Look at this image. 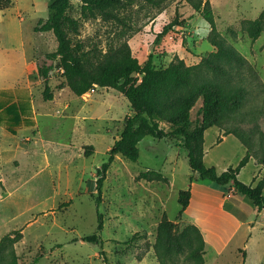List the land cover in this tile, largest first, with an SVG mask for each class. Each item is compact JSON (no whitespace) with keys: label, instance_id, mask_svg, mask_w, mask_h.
I'll use <instances>...</instances> for the list:
<instances>
[{"label":"rangeland","instance_id":"obj_1","mask_svg":"<svg viewBox=\"0 0 264 264\" xmlns=\"http://www.w3.org/2000/svg\"><path fill=\"white\" fill-rule=\"evenodd\" d=\"M189 1L136 0L121 12L119 21L82 19L73 39L94 62L110 50L137 59L141 66L153 56L158 69L177 60L196 66L212 58L233 82L243 81L248 91L245 110L232 121L203 131L202 147L205 164L218 173L237 167L249 152L250 161L239 180L257 184L264 180V16L257 37L252 36V23L264 12V0H204L213 8L214 32ZM51 14L49 0H12L10 8L0 11V87L11 96L9 102L14 90H30L37 115L36 123L28 120L13 138L6 122L5 128L0 127V146L9 149L0 152V161L5 157L0 163V241L16 231L22 236L13 247L3 248L0 264H14L13 253L16 264H199L192 252L196 241L191 246L185 237V228L193 224L187 215H179L178 202L180 191L192 190L193 183L198 189L237 195L224 211L216 204L212 209L220 223L214 228L223 240L207 232L212 243L203 255L205 264H242L240 249L248 250V264H255L258 253L264 251V214L256 218L253 202L229 186L201 180L192 172L178 139L146 137L139 144L137 162L116 156L106 173L98 207L97 170L134 111L127 98L112 88L97 85L95 93L81 97L68 86L58 89L65 82L60 68L50 75L54 99L44 100L37 64L45 54L55 52L58 43L51 32L37 33L34 28ZM69 15L81 19L80 1H73ZM231 54L242 56L248 66ZM136 78L140 82L142 76ZM201 104L192 109V121ZM243 117L246 120L241 122ZM161 127L171 130L165 123ZM231 130L242 134L246 144L232 134L224 135ZM148 171L160 172L168 182L139 178ZM233 204L242 211V219L253 222L243 225L224 246L233 227L226 212L236 216ZM99 213L103 230L97 232ZM165 219L175 228L163 244L159 226ZM97 233L102 246L84 241ZM249 236L253 239L246 244Z\"/></svg>","mask_w":264,"mask_h":264},{"label":"trees","instance_id":"obj_2","mask_svg":"<svg viewBox=\"0 0 264 264\" xmlns=\"http://www.w3.org/2000/svg\"><path fill=\"white\" fill-rule=\"evenodd\" d=\"M73 1L81 3V19L69 15ZM135 1L49 0L51 17L44 22L40 21L34 28L37 33L51 32L58 43L56 51L45 54L37 64L38 76L44 82L45 101L54 99L50 75L56 68H60L63 70L65 82L60 84L58 89L68 86L76 96L81 97L95 85L101 88H112L127 98L134 111V115L126 119L120 138L108 152L107 161L97 170L95 187L98 207L102 202L106 173L116 156L120 155L131 162H137L140 158L139 144L146 137L152 136L158 140L165 138L180 140L181 146L187 152L192 172L201 180L211 181L222 187L229 186L237 194L248 197L257 212H264V180L256 185L245 184L239 180L241 170L250 161L249 152L237 167H230L223 173H218L215 167L207 166L204 160L203 131L222 126L232 121L234 115H241L245 110L248 91L243 81L233 82L226 69L212 58L196 66H187L182 60H177L166 68L158 69L153 63V56H150L144 66H141L137 59L120 57L114 50H110L103 59L94 62L88 54L83 52L82 45L74 41L73 35L79 33L82 19L100 18L104 22L119 21L121 12ZM148 2L154 3V0H148ZM189 2L192 8L210 24L213 32L216 31L210 1L190 0ZM11 5L12 0H0V11L10 8ZM263 16L264 12L252 23L255 26L253 37H257L260 33ZM171 27L173 25L166 29ZM231 56L248 66L246 60L239 54H231ZM137 75L142 76L140 82L136 78ZM1 94H5V99L8 98V100L5 101L4 114H0V122H6L10 126L8 129L15 132L16 127L22 123L20 107L23 112L24 107L9 102L11 96L9 97L8 93ZM199 101L202 104L197 111V118L192 121V109ZM245 117L241 119V122L246 120ZM161 123L170 125L171 130L163 129ZM231 134L246 144L244 136L235 130L228 131L224 135ZM139 178L147 181L168 182L167 178L156 171L141 173ZM191 196V190L180 191L178 199L181 206L180 216L184 215L188 208ZM174 228V223L165 219L159 226V241L165 244L172 237ZM102 230L103 215L99 213L97 232ZM14 235H7L0 241V253L4 247H13L22 238L19 231H16ZM185 237L191 246L196 241L197 246L192 251L193 256L199 260V264H205L203 258L206 254L205 241L200 229L195 225H188L185 228ZM84 241L103 245V240L98 233L85 237ZM13 257L16 264L14 253Z\"/></svg>","mask_w":264,"mask_h":264},{"label":"crops","instance_id":"obj_3","mask_svg":"<svg viewBox=\"0 0 264 264\" xmlns=\"http://www.w3.org/2000/svg\"><path fill=\"white\" fill-rule=\"evenodd\" d=\"M1 11H5V10H1ZM22 20L23 19H21L20 21ZM3 92H5V89L0 87V114L1 115H3L5 111V94L3 95L1 94ZM13 92H14L12 93L13 101H11V103H16L24 107V112H23L21 110V107L19 106L20 114L22 116V123L16 127L15 132H12L8 128H5V123L0 122V127L5 128L8 134L12 138L14 137L13 135L17 134L16 130L26 127L25 124L28 120L29 121L32 120L34 123H36V120H37V115H36L35 107H34V100H33V96L30 90L27 92L23 89H17V90H14ZM27 113H29V115H27ZM33 122L31 123L30 127L32 126ZM11 141H15V140L12 139ZM15 143H16V146H15L16 149L19 150L18 143L16 141ZM5 150H9V149H5ZM5 150L1 148L0 146V152H3L5 154ZM1 159L2 160L0 161V163L4 161L5 157H2ZM251 184L255 185L256 183H254L253 181ZM192 188L193 189L191 190L192 196H191L190 204L188 208L186 209V211L184 212V215H187L189 222L197 226L200 229L201 233L203 234L205 242H206V254H207V244L209 246L212 243L210 237H208L207 235V232L210 235H212V237H214L215 239L218 238L219 240H223L222 236L218 235L216 233L217 231L214 228V227H218L217 223L220 225V223L216 220L217 218L213 215V212H212L214 205L216 204L220 211H224L226 209V204L229 203V201H232L233 199H235L237 195L235 194L227 195L225 192H222L221 190H212L211 188H207V187H204L203 189H198L195 183H193ZM231 190L233 191V189ZM233 205H234L233 207H234V212L236 216L234 215V213L226 212V216L229 218V220L232 221L231 226L233 227L231 228L232 229L231 235L229 236L228 239L224 240L223 242L224 246H227L231 243V241L234 239V237L240 231L243 225L245 224L251 225L253 222L252 218L247 217V218L242 219L240 217V215L242 214V211L239 209L238 206H236L235 204ZM235 208L236 209L238 208V210L235 211L236 210ZM258 214H264V212L259 213L256 210V213H255L256 218ZM226 225L228 224L226 223ZM221 226H224V225H221ZM228 226H224V227H228ZM254 229H255V226H252V230ZM252 239H253L252 236H249L245 241L246 244H249L252 241ZM246 246H245V249H248V247ZM240 253L243 254L242 264H248L247 260L250 257L248 250L245 251V250L240 249ZM218 254L220 255L221 252H219ZM255 264H264V251L258 253Z\"/></svg>","mask_w":264,"mask_h":264},{"label":"built area","instance_id":"obj_4","mask_svg":"<svg viewBox=\"0 0 264 264\" xmlns=\"http://www.w3.org/2000/svg\"><path fill=\"white\" fill-rule=\"evenodd\" d=\"M96 88H97V85H95L93 88H91L87 93L86 95H90V94H93L96 92Z\"/></svg>","mask_w":264,"mask_h":264}]
</instances>
